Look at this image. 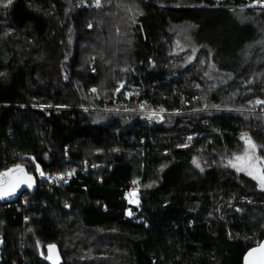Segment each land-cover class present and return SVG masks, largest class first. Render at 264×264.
Returning a JSON list of instances; mask_svg holds the SVG:
<instances>
[{"label": "trees", "instance_id": "1", "mask_svg": "<svg viewBox=\"0 0 264 264\" xmlns=\"http://www.w3.org/2000/svg\"><path fill=\"white\" fill-rule=\"evenodd\" d=\"M246 141L264 162L261 0H0V172L38 183L0 203V264H242Z\"/></svg>", "mask_w": 264, "mask_h": 264}, {"label": "water", "instance_id": "2", "mask_svg": "<svg viewBox=\"0 0 264 264\" xmlns=\"http://www.w3.org/2000/svg\"><path fill=\"white\" fill-rule=\"evenodd\" d=\"M37 184L35 175L30 173L24 165L9 166L0 172V203H13L25 191L34 193ZM45 261L47 264H63L56 244L50 243L45 246ZM242 264H264V237L258 244L246 251L242 258Z\"/></svg>", "mask_w": 264, "mask_h": 264}, {"label": "rangeland", "instance_id": "3", "mask_svg": "<svg viewBox=\"0 0 264 264\" xmlns=\"http://www.w3.org/2000/svg\"><path fill=\"white\" fill-rule=\"evenodd\" d=\"M261 5L263 6L262 0ZM228 163L246 171L257 180L261 187H264V162L257 155L250 141H246L241 151L234 154ZM135 194V190L132 189L128 195L129 202L133 203Z\"/></svg>", "mask_w": 264, "mask_h": 264}, {"label": "built area", "instance_id": "4", "mask_svg": "<svg viewBox=\"0 0 264 264\" xmlns=\"http://www.w3.org/2000/svg\"><path fill=\"white\" fill-rule=\"evenodd\" d=\"M263 6H264V0H262ZM85 169H87V163L84 162L83 163V170L85 171ZM72 174V171L66 173V174H60V173H54L52 174L49 178L50 180L54 181V182H59V181H63L68 179Z\"/></svg>", "mask_w": 264, "mask_h": 264}]
</instances>
